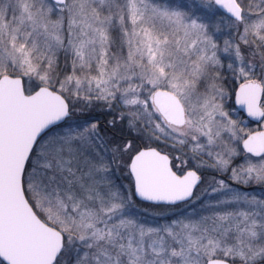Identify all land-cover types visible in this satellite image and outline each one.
Segmentation results:
<instances>
[{"label": "snow or ice", "instance_id": "6c2138e0", "mask_svg": "<svg viewBox=\"0 0 264 264\" xmlns=\"http://www.w3.org/2000/svg\"><path fill=\"white\" fill-rule=\"evenodd\" d=\"M0 264H264V0H0Z\"/></svg>", "mask_w": 264, "mask_h": 264}]
</instances>
